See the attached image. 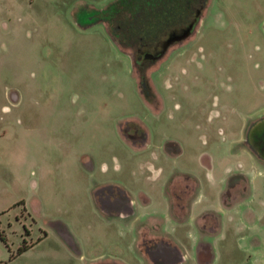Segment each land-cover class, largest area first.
<instances>
[{
	"label": "rangeland",
	"instance_id": "1",
	"mask_svg": "<svg viewBox=\"0 0 264 264\" xmlns=\"http://www.w3.org/2000/svg\"><path fill=\"white\" fill-rule=\"evenodd\" d=\"M110 1L0 0V264H152L145 248L166 244L158 226L185 219L192 228L186 207L202 191L196 211L217 205L219 193L226 204L244 199L240 249L227 247L220 264H264V159L246 139L264 115V0H211L195 36L170 44L145 72L93 20ZM142 75L165 98L157 113ZM133 117L137 134L150 127L148 144L125 135ZM210 155L214 179L200 165ZM101 160L110 177L150 192L134 220L101 213ZM198 220L211 229L217 215ZM186 250L185 264H201L193 242Z\"/></svg>",
	"mask_w": 264,
	"mask_h": 264
},
{
	"label": "flooded vegetation",
	"instance_id": "2",
	"mask_svg": "<svg viewBox=\"0 0 264 264\" xmlns=\"http://www.w3.org/2000/svg\"><path fill=\"white\" fill-rule=\"evenodd\" d=\"M210 2L211 0H111L104 8L95 12L93 20L105 22L111 29L107 32L113 39L126 42L133 51L134 66L145 72L160 55L166 53L170 44L177 43L176 46H183L195 36L194 28L207 13ZM197 48L202 49L201 46ZM141 78L139 86L146 106L157 113V110L163 108L165 98L158 94L154 83L145 79L144 75ZM177 106L181 107L179 103L176 104ZM194 112L195 110L192 111ZM134 119L135 117L127 121L128 128H125L124 133L132 142L141 140L146 144L151 129L144 123L143 130L137 134L140 123ZM257 120L247 132L246 139L250 148L264 159V154H261L264 152V115ZM164 135L168 136L165 132ZM167 141L168 139H164L162 143L164 151H169L174 146V143ZM177 145L180 147L178 142ZM95 201L98 206L114 208L112 198L95 199ZM113 208L112 210L116 211ZM162 249L159 244L145 248V253L152 264H170L175 261V254H162ZM206 260L207 256H201V264H207Z\"/></svg>",
	"mask_w": 264,
	"mask_h": 264
},
{
	"label": "crops",
	"instance_id": "3",
	"mask_svg": "<svg viewBox=\"0 0 264 264\" xmlns=\"http://www.w3.org/2000/svg\"><path fill=\"white\" fill-rule=\"evenodd\" d=\"M119 132V126L117 127ZM179 143V142H178ZM180 145V143H179ZM181 151V145L180 149ZM211 159L208 162L202 161L200 164L204 167L209 174V177L214 179L215 178V166L214 160L210 155ZM263 162V160H259ZM146 161H140L139 167L140 169H144L146 166ZM257 162V161H256ZM242 164L241 162L238 164ZM84 167H89L93 169L96 167V164L91 158L86 159L83 162ZM243 165V164H242ZM100 171L101 173L100 178H97L96 186H95V198L94 199H104V198H112L114 199V208L116 211H113L112 208L100 205L99 209L103 215L111 214L117 217L122 215H128L133 218V220L138 216L135 214L136 209H141L143 212L144 210L150 205L152 201V197L150 192L146 188L136 187L131 182H125L124 180L115 179L110 177L108 173L109 164L106 160L100 161ZM152 166V165H151ZM114 169L120 168L121 165L117 161H114L112 164ZM153 167V166H152ZM191 178H196L192 173L189 175ZM214 176V178H213ZM225 176V175H224ZM223 176V177H224ZM223 177H220L221 179ZM197 179V178H196ZM254 181V180H253ZM205 188L204 183L196 180V185H199ZM255 185V183H254ZM202 194V195H201ZM169 194V205H170V196ZM203 191L199 194H195V196L188 202L186 210H187V218H195L194 224H192V228L189 229L188 222L184 220H176V224L169 227H162L161 225L158 226L156 232H159V236L164 238L165 243L162 246V254H175L176 259L170 264H185L187 263V253L186 249H189V242L194 243V256L193 259L198 260L200 256H207L206 263L211 264L216 261L217 264H220L223 261V257L227 254L228 257L230 256L229 253L225 251L227 247H232V249L236 248L237 250L240 249V242L243 237L244 232V224H242V220L237 218L241 216V213L237 215V208L241 201L244 199L241 198L236 202L226 204L223 196L219 193L217 205L210 203V206H205L200 211H196V205L199 200L206 196ZM245 197V196H244ZM214 205V206H213ZM113 208V209H114ZM111 210V211H110ZM251 210V209H250ZM248 210V211H250ZM252 212V211H250ZM171 213V208L169 206L168 215ZM207 213H216L217 215V222L216 227L209 228L202 224L198 217L203 214ZM148 220H154L155 216L152 214L145 215ZM66 234H68L67 230L65 229ZM187 233L183 235V232ZM189 232H195V234L190 237ZM152 232L148 231V236H152ZM208 251L211 252L208 255ZM225 253V254H224ZM234 254V253H233ZM235 256V255H234ZM233 256V257H234ZM233 260V259H231ZM236 259H234L235 261Z\"/></svg>",
	"mask_w": 264,
	"mask_h": 264
},
{
	"label": "trees",
	"instance_id": "4",
	"mask_svg": "<svg viewBox=\"0 0 264 264\" xmlns=\"http://www.w3.org/2000/svg\"><path fill=\"white\" fill-rule=\"evenodd\" d=\"M261 154H264V152H262ZM26 247L23 248V250L25 249Z\"/></svg>",
	"mask_w": 264,
	"mask_h": 264
}]
</instances>
